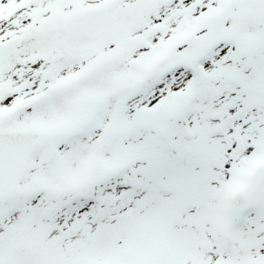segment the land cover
<instances>
[{
    "label": "snow or ice",
    "instance_id": "snow-or-ice-1",
    "mask_svg": "<svg viewBox=\"0 0 264 264\" xmlns=\"http://www.w3.org/2000/svg\"><path fill=\"white\" fill-rule=\"evenodd\" d=\"M0 264H264V0H0Z\"/></svg>",
    "mask_w": 264,
    "mask_h": 264
}]
</instances>
